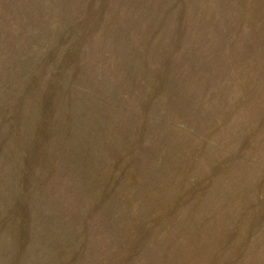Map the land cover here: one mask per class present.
Listing matches in <instances>:
<instances>
[{
  "label": "rangeland",
  "instance_id": "374dc122",
  "mask_svg": "<svg viewBox=\"0 0 264 264\" xmlns=\"http://www.w3.org/2000/svg\"><path fill=\"white\" fill-rule=\"evenodd\" d=\"M0 264H264V0H0Z\"/></svg>",
  "mask_w": 264,
  "mask_h": 264
}]
</instances>
